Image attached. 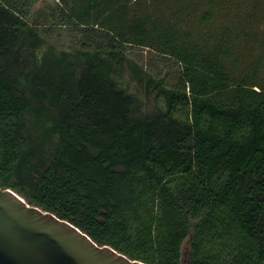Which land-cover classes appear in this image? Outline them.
<instances>
[{
	"label": "trees",
	"instance_id": "16d2710c",
	"mask_svg": "<svg viewBox=\"0 0 264 264\" xmlns=\"http://www.w3.org/2000/svg\"><path fill=\"white\" fill-rule=\"evenodd\" d=\"M35 1L0 0V187L130 259L264 264V44L238 3L218 30L224 0ZM53 27L77 44L39 54Z\"/></svg>",
	"mask_w": 264,
	"mask_h": 264
},
{
	"label": "water",
	"instance_id": "95a60500",
	"mask_svg": "<svg viewBox=\"0 0 264 264\" xmlns=\"http://www.w3.org/2000/svg\"><path fill=\"white\" fill-rule=\"evenodd\" d=\"M0 264H149L96 244L49 211L0 187Z\"/></svg>",
	"mask_w": 264,
	"mask_h": 264
},
{
	"label": "rangeland",
	"instance_id": "374dc122",
	"mask_svg": "<svg viewBox=\"0 0 264 264\" xmlns=\"http://www.w3.org/2000/svg\"><path fill=\"white\" fill-rule=\"evenodd\" d=\"M225 5L223 8L222 13L220 12L218 18L216 19L215 23L213 24V28L218 30L222 29L223 26L228 25L230 23V19L228 18L234 15V10H238L245 15L244 22L247 23V28L252 33V38L248 39L246 44L249 47H254V51L257 52L261 49L260 46L264 44V0H224ZM238 3V8H234V3ZM198 4V3H197ZM56 0H36L32 6L31 18L36 17L39 15V18L42 19L41 15L43 13L48 12L49 9L55 7ZM201 10V7H200ZM203 10V8H202ZM247 14V16H246ZM247 17V20H246ZM46 22V21H45ZM51 22V19H50ZM199 22L196 19L193 20V27H197ZM230 25V24H229ZM53 32L50 36H46L45 44L42 45L39 50L40 53L45 49L46 45L52 44L54 47L59 49H70L74 47L77 43V37L70 31L67 27L57 28L53 27ZM129 55L132 59L137 61L139 65H142L146 72L152 73L155 76L162 75L163 72L170 68V64H165L162 62L152 50L147 48H133ZM125 85L128 87V90L133 92L136 91L138 88V84L135 80L131 78V74L127 71L126 76L124 77ZM139 97L142 100V104L139 105L138 113H148L152 110L153 102L151 99L147 98L144 94L143 88H139ZM188 240L184 242L182 245V256H181V264H189L188 260V251H189V244Z\"/></svg>",
	"mask_w": 264,
	"mask_h": 264
}]
</instances>
